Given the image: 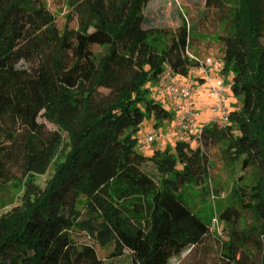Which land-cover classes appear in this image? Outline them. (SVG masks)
I'll list each match as a JSON object with an SVG mask.
<instances>
[{
  "label": "trees",
  "instance_id": "obj_1",
  "mask_svg": "<svg viewBox=\"0 0 264 264\" xmlns=\"http://www.w3.org/2000/svg\"><path fill=\"white\" fill-rule=\"evenodd\" d=\"M70 2L72 18L60 30L42 0H0V187L22 190L19 203L0 215V264H109L125 250L117 231L131 237L143 231L149 239L148 254L129 264H147L170 239L188 249L176 264H242L179 194L204 182V149L176 142L178 164L167 171L156 161L160 152L148 156L137 148L146 118L154 117V127L172 118L149 85L166 65L188 73L191 26L159 47L154 39L167 31L144 14L148 0ZM232 19L221 39L222 71L235 80L238 106L225 125L206 126L202 142L221 144L226 160L256 172L249 187L239 188L238 205L219 218L229 238L247 248L249 264H264L262 0H237ZM45 120L57 129L47 130ZM87 235L113 248L102 257L80 240Z\"/></svg>",
  "mask_w": 264,
  "mask_h": 264
},
{
  "label": "rangeland",
  "instance_id": "obj_2",
  "mask_svg": "<svg viewBox=\"0 0 264 264\" xmlns=\"http://www.w3.org/2000/svg\"><path fill=\"white\" fill-rule=\"evenodd\" d=\"M46 3L49 10L56 18L57 26L60 30L66 27V24L72 18V5L70 0H42ZM237 5V0H231L222 8L215 6H207L206 0H148L144 9V14L153 18L155 23L167 31V36H159L154 39V42L159 47H165L167 41L177 34L182 25L191 26L190 33V50L198 55L212 56L217 60H223L227 55L221 43L223 35L228 34L232 30L233 11ZM263 15H264V0H262ZM75 26V22L70 24ZM194 28V29H193ZM169 35V36H168ZM261 42L264 45V27L261 37ZM94 51L101 54L105 50L103 47L95 46ZM190 81V80H189ZM191 83L197 86L193 102L195 108L199 111V122L205 125L212 118V98L208 95L206 84L204 82ZM151 96L159 100L172 113V118L162 122L159 127H154V117L146 118L141 124L138 132V150L148 156L157 153V160L166 166L169 171L171 164H178L176 159V134L168 130L177 128L178 118L182 113L177 110L176 105L179 101H170L166 98H159L156 94V86L149 85ZM231 106H238V101L234 95L231 96ZM33 124L36 125L35 115L29 114ZM47 130L53 131L57 129L56 125L48 120L44 121ZM155 129L163 136L150 145L139 147L141 140L147 135L149 130ZM195 144V143H194ZM202 149L209 157V166L206 170L205 179L202 184H189L183 187L179 194L185 200L186 204L209 224L211 232L212 221L217 219L215 233L221 237L227 246L232 247L233 254L237 256L242 264H249L250 257L247 248L239 245L231 240L227 233V223L220 220V212L227 206L238 205V190L243 186L249 187L253 183L257 174L254 170H243L240 162H229L222 153L221 144H216L209 141V144L204 145ZM150 172L157 173V168L153 162L148 163L147 167ZM15 175L19 176L18 172L13 169ZM52 170L43 175H35L37 183H44L51 175ZM18 191L12 183L3 184L0 187V215L10 209L12 206L19 203ZM245 223L252 222V215H245ZM125 246L124 253L121 256L115 257L109 264H129L134 258L145 257L149 250V239L142 231L139 235L131 237L124 235L121 232H116ZM81 241L96 245L97 251L102 257H106L111 251L112 244L100 246L91 236H80ZM177 240L170 239L166 241L159 252L147 264H176L177 261L183 258L188 252L186 247L181 246Z\"/></svg>",
  "mask_w": 264,
  "mask_h": 264
},
{
  "label": "built area",
  "instance_id": "obj_3",
  "mask_svg": "<svg viewBox=\"0 0 264 264\" xmlns=\"http://www.w3.org/2000/svg\"><path fill=\"white\" fill-rule=\"evenodd\" d=\"M190 40L184 50L187 58L188 73L182 74L176 68L166 65L162 68L159 81L156 86V94L159 98H166L170 101H179L177 110L182 113L178 118L177 128L168 129L176 134V142H181L191 147H203L202 131L210 124L219 126L229 122V114L236 107L231 106V96L235 86V80L231 75L225 74L222 69L223 60H217L212 56H202L193 53L189 48ZM204 82L208 95L212 98V118L205 125L199 122V111L195 108L193 97L197 86L191 83ZM163 133L155 129L148 131L147 135L141 140L139 147L150 145L159 140ZM195 143V144H194ZM217 219L212 221L211 232L215 233Z\"/></svg>",
  "mask_w": 264,
  "mask_h": 264
}]
</instances>
